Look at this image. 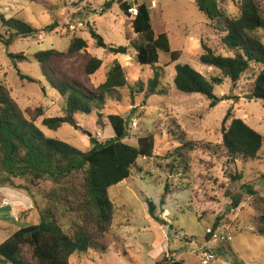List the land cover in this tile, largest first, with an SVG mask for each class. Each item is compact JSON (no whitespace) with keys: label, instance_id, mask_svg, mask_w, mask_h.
<instances>
[{"label":"rangeland","instance_id":"1","mask_svg":"<svg viewBox=\"0 0 264 264\" xmlns=\"http://www.w3.org/2000/svg\"><path fill=\"white\" fill-rule=\"evenodd\" d=\"M110 1L0 0V35L4 39L15 32L10 31L2 19H19L38 31L27 38L15 37L11 46L0 42V83L10 89L27 118L47 138L87 152L91 149V138L106 142L115 137L108 119L111 114L128 121L127 144L137 147L139 138L156 137L154 158H139L130 179L110 190V198L117 208L115 232L111 237V244L115 246L110 247L104 257L77 253L71 264H156L164 258L200 264L195 250L207 245L209 229L220 227L229 229L233 240L210 245L216 255L212 264H264V237L255 234L259 217L256 202L264 195V145L258 160L236 164L219 148L223 121L229 111L232 118L243 120L264 137V102L250 97L260 69L253 67L234 85L221 71L202 65V43L219 55L233 54L223 45L221 34L210 26L206 15L190 0L139 1L150 6L153 1L157 3L158 8H151L153 30L156 35L168 33L172 50L181 53L177 63L160 52L157 68L142 67L137 52L131 48L132 43L142 40L132 30L133 19L123 12L119 0H114L108 10ZM256 1L264 15V0ZM222 9L233 18L240 14L239 4L231 0H223ZM88 18L94 22L95 33L108 46L129 47V54L115 56L109 50L98 48L89 28L72 34L66 32L68 22ZM56 22L58 28L49 32L48 28ZM258 35L264 43V30ZM73 37L86 40L88 49L75 55L67 54ZM53 49L67 54L52 61L59 75L77 80L91 91L105 83L115 61L126 71L129 86L119 91L115 99H109L106 109L78 116L79 130L64 125L52 131L43 126L46 118L65 114L64 99L47 83L35 59L38 52ZM12 54L23 55L27 60L16 63ZM91 57L103 60L104 64L95 75L87 77L85 67ZM178 64L191 66L209 80L216 77L224 80L221 86H215L216 106L202 95H186L176 89L174 79ZM155 71L161 74L162 94L146 97ZM19 73L38 83L22 80ZM182 133L201 143L200 149L190 155L189 170L178 167L173 158H168L180 146ZM238 175H242V179H237ZM250 191L257 194L254 196ZM233 196L242 198L238 209L232 208ZM148 201L154 204V218ZM16 226L29 225L17 223ZM14 228L8 224L0 230V243L15 231ZM81 256L83 263L78 259Z\"/></svg>","mask_w":264,"mask_h":264},{"label":"trees","instance_id":"2","mask_svg":"<svg viewBox=\"0 0 264 264\" xmlns=\"http://www.w3.org/2000/svg\"><path fill=\"white\" fill-rule=\"evenodd\" d=\"M139 1V15L133 20L132 28L142 40L131 44V48L137 52L139 64L142 67L157 68L160 52L169 55L172 63H177L181 53L172 50L168 33L155 34L150 6ZM231 1L239 4L240 14L237 18L224 12L223 0H194L208 18L210 26L221 34L223 45L233 54L228 57L219 55L206 43H202L200 63L221 71L234 85L250 69L259 68L252 93L256 99L264 102V43L258 35L260 30H264V15L256 0ZM114 3L111 0L107 9ZM119 5L127 15L126 3L119 1ZM2 20L10 31L15 32L9 39L0 35V42L7 46L13 44L15 37L27 38L38 33L22 20ZM56 24L50 26L48 31L54 32L58 28ZM90 31L96 41L99 38L96 42L98 48L109 50L115 56L129 54V47L108 46L93 29ZM87 49L86 40L73 37L67 54L75 55ZM67 54L53 49L35 55L42 76L65 102L63 116L43 121V126L52 131H58L64 125L79 130L78 116L106 109L109 99H115L119 91L129 86L125 68L117 61L109 70L105 83L96 91L86 89L77 80L62 77L52 61ZM11 58L16 63L27 60L23 55L12 54ZM103 64V60L91 57L85 67L87 77L95 75ZM19 74L22 80L31 84L38 83L31 77ZM160 79L161 74L155 71L149 81L146 97L162 94L159 89ZM223 83L222 78L209 80L189 65L176 66V89L186 95H202L212 101L213 107L216 106L215 86ZM230 118L231 111L223 121V138L219 148L234 164L258 160L264 137L241 119L232 118L227 127ZM108 119L115 137L106 142L91 138V149L83 152L65 142L47 138L27 118L26 112L12 97L10 89L0 83V184L15 187V180H23L44 202L38 224L18 230L0 245L2 263L70 264V259L76 253L94 252L98 256H105L110 247L115 246L111 244V237L117 208L110 198V190L130 179L139 158H154L156 137H141L137 147L131 146L125 142L129 135L128 121L118 114H111ZM179 143L180 146L168 158H173L178 167L189 170L190 155L200 149L198 146L201 143L188 139L186 133H182ZM237 179H242V175H238ZM250 192L254 196L257 194ZM231 199L232 208L238 209L242 198L233 196ZM148 205L154 218V204L148 201ZM256 207L259 217L255 234L264 237V195L258 197ZM26 252L28 255H25ZM156 264L186 263L176 259L166 261L164 258Z\"/></svg>","mask_w":264,"mask_h":264},{"label":"crops","instance_id":"3","mask_svg":"<svg viewBox=\"0 0 264 264\" xmlns=\"http://www.w3.org/2000/svg\"><path fill=\"white\" fill-rule=\"evenodd\" d=\"M190 1L194 2V0H190ZM153 2L156 3L155 1ZM154 7L158 8L157 3L154 6L152 5L150 6V11L151 8ZM94 30L96 31L95 28ZM14 184L15 187L9 185L3 186L0 184V230H4V228L8 224L10 226L15 227L14 228L15 231L11 233L9 237L4 239L3 242L0 243V245L4 243L7 239H9L18 230L25 228L24 226L22 227L16 226L17 223L19 225L26 223L29 226L36 225L37 222L39 223L40 211L44 208V202L42 198L39 197L35 193V191L29 189L25 181L17 179L14 181ZM18 187H22V188H18ZM93 254L96 256L94 252L82 253L83 256H89V257L94 256ZM76 255L77 253L73 257H75ZM100 257H104V256H100ZM71 259H70V264H71ZM78 259L82 260L80 263L84 262L82 256L78 257ZM0 263L2 262L0 261Z\"/></svg>","mask_w":264,"mask_h":264},{"label":"built area","instance_id":"4","mask_svg":"<svg viewBox=\"0 0 264 264\" xmlns=\"http://www.w3.org/2000/svg\"><path fill=\"white\" fill-rule=\"evenodd\" d=\"M127 5V15L130 16L131 19H135L139 15V4L137 0H119ZM156 5V3H152V6ZM94 22L92 19H80L72 22H68L65 25L66 32L75 33L77 31L85 30V29H93ZM207 245H202L198 249L195 250L200 264H212L216 260V255L213 249L210 247L212 243H229L233 240V235L229 229H225L224 227H220L216 230L209 229L207 231Z\"/></svg>","mask_w":264,"mask_h":264},{"label":"water","instance_id":"5","mask_svg":"<svg viewBox=\"0 0 264 264\" xmlns=\"http://www.w3.org/2000/svg\"><path fill=\"white\" fill-rule=\"evenodd\" d=\"M99 40V38L97 39V41ZM251 98H254V95L250 96Z\"/></svg>","mask_w":264,"mask_h":264}]
</instances>
